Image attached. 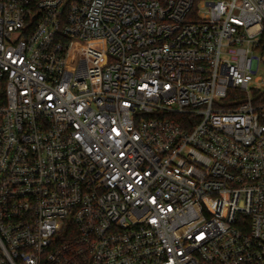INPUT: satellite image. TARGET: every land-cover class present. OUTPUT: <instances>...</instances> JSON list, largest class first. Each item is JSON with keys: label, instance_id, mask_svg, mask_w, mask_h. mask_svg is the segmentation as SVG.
<instances>
[{"label": "built area", "instance_id": "1", "mask_svg": "<svg viewBox=\"0 0 264 264\" xmlns=\"http://www.w3.org/2000/svg\"><path fill=\"white\" fill-rule=\"evenodd\" d=\"M0 264H264V0H0Z\"/></svg>", "mask_w": 264, "mask_h": 264}, {"label": "rangeland", "instance_id": "2", "mask_svg": "<svg viewBox=\"0 0 264 264\" xmlns=\"http://www.w3.org/2000/svg\"><path fill=\"white\" fill-rule=\"evenodd\" d=\"M259 80H261V77L260 78H258Z\"/></svg>", "mask_w": 264, "mask_h": 264}]
</instances>
